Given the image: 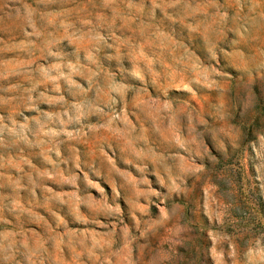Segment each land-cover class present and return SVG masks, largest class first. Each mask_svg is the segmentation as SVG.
<instances>
[{
    "label": "rangeland",
    "instance_id": "obj_1",
    "mask_svg": "<svg viewBox=\"0 0 264 264\" xmlns=\"http://www.w3.org/2000/svg\"><path fill=\"white\" fill-rule=\"evenodd\" d=\"M0 264H264V0H0Z\"/></svg>",
    "mask_w": 264,
    "mask_h": 264
}]
</instances>
